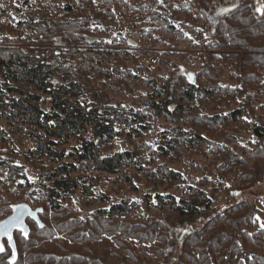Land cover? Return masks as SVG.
Listing matches in <instances>:
<instances>
[{
	"label": "trees",
	"instance_id": "16d2710c",
	"mask_svg": "<svg viewBox=\"0 0 264 264\" xmlns=\"http://www.w3.org/2000/svg\"><path fill=\"white\" fill-rule=\"evenodd\" d=\"M11 1L0 0V23L3 17H7L5 9L12 8ZM54 1L62 4L53 10L44 9L40 17L27 15L28 21L23 26L32 32V38L38 44L50 46L73 48L81 43L92 44L94 41L86 26L87 19L70 15L77 2L82 4L91 0ZM94 1L105 12L99 14L100 18L111 15L107 8L115 0ZM260 1L264 10V0ZM251 2L197 0L193 7L196 11L194 14L208 29L210 43L206 45L207 52L201 62V68L206 69L209 77L208 81L212 74L222 69V63L230 59L232 63L238 64L237 74L242 83L240 90H250L247 100L258 104L257 100H264V11L257 12ZM128 44L133 46L130 42ZM65 51L69 52L52 50L47 55L41 48L30 46L0 47V119L12 127V133H22L31 139L33 149L29 154L33 159L44 158L59 164L56 175L51 173L47 176L46 182L50 186L41 192L43 205L34 209V214L27 218L25 231H16L11 241L0 243L4 248L0 252V264H167L169 253L166 248L171 245V235L179 232L177 229L185 222H192L202 206L209 208L208 199L198 189H194L191 201L156 196L158 203L168 206L177 221L171 220L173 225L169 222L155 223L151 228L122 220L133 211L132 203L112 205L107 211H98L94 217L79 221L58 213L59 202L67 200L81 186L84 188L79 175L80 170L84 169L113 175L126 183H131L127 173L129 169L144 172L154 184L162 183L164 179L178 180L179 174L162 166H158L155 171L145 170L143 162L146 159L140 156V151L101 156L113 140L121 136L122 130L118 128L133 132L147 131L153 111L174 125L183 122L184 118L193 124L196 121L216 124L235 122L243 115L242 109L221 118H201L195 104L239 91L231 87L223 88L217 83L201 87L197 73L181 70L175 82L167 80L163 86L150 87L153 90L152 98L149 103H145L143 111L126 108L118 102H111L108 97L96 94L88 100L85 99L88 90V85L84 84L86 81H77L85 77L72 65L64 64ZM115 53L118 51H92V60L86 61V66L96 76L110 79L114 75L103 70L101 65L105 58ZM123 54L126 56L125 52ZM116 78L124 77L119 72ZM38 94L49 97L51 105L47 112L40 108ZM240 95L243 96L242 91ZM172 132L173 136L164 138L158 151L143 146L141 152H149L151 156H168L169 151H176L175 146L181 139L188 144L193 139H199L188 138L185 132L174 127ZM255 134L261 142L254 151L248 152L254 164L250 174L247 171V175L242 176L241 184L252 185L259 183L257 178L264 179V127L256 128ZM4 135L0 129V140ZM70 142H76L79 148L68 155L71 163H63L64 151H57L56 148ZM245 161L237 162L243 164ZM9 162V159L0 157V172L5 174L9 171V177H19L21 169L12 167ZM85 190V193L89 192V189ZM236 208L235 211L221 213V217L209 220L200 231L184 237L182 254L173 262L244 264L247 256H243L244 260L238 258L242 246L263 248L264 230L248 235L241 228L243 225H252L255 207L242 203ZM12 210V206L5 213L1 214L0 210V222L9 217ZM231 214L235 215L227 217ZM256 262L264 264V251L258 258L250 257L249 264Z\"/></svg>",
	"mask_w": 264,
	"mask_h": 264
},
{
	"label": "rangeland",
	"instance_id": "374dc122",
	"mask_svg": "<svg viewBox=\"0 0 264 264\" xmlns=\"http://www.w3.org/2000/svg\"><path fill=\"white\" fill-rule=\"evenodd\" d=\"M196 2L197 0H115V3L107 8L111 15L102 18L99 14L105 12L94 0L82 4L77 2L70 15L87 19L86 26L91 31L90 36L94 42L81 43L73 48L38 44L32 38V32L23 26L28 21V14L40 17L44 9L53 10L62 2L60 4L54 0H12V8L5 9L7 17H3V22L0 23V47L30 46L41 48L47 55H50L52 50H68L69 52H64V64L72 65L85 77L77 81H86L84 84L88 85V90L85 99L88 100L96 94L108 97L111 102H118L126 108L143 111L145 103H149L152 98L153 90L150 87L163 86L167 80L175 82L180 77L181 70L197 73L201 87L217 83L223 88L231 87L239 91L195 104L196 112L201 118H221L242 109L243 115L235 122L216 124L211 121H196V124H193L184 118L183 122L174 125L153 111L147 131L133 132L130 129L118 128L122 130L121 136L113 140L109 149L102 153L101 157H106L117 152L140 151V156L146 159V162H143L145 170L155 171L158 166H162L179 174L178 180L164 179L162 183L154 184L144 172L129 169L127 173L131 183H126L113 175L84 169L79 173L84 188L81 186L67 200L59 202L58 213L79 221L94 217L98 211H107L112 205L132 203L133 211L122 220L151 228L155 223L177 221L168 206L158 203L156 196H171L176 201H191L194 189H198L208 199L209 208L202 206L192 222H185L177 229L179 232L171 235V245L166 248L169 253L167 264H176L173 259H179L182 254L181 243L184 237L200 231L206 222L221 217V213L235 211L242 203L253 205L255 216L252 225H243L241 228L248 235L264 230V179L257 178L259 183L252 185L240 183L242 176H246L254 164L249 159L248 152L254 151L261 142L256 137L255 129L264 127V100H257L258 104L247 100L250 90H240L242 83L239 80L240 75L237 74L238 64L232 63L230 59L225 60L222 69L212 74L208 81L209 77L206 69L201 68V62L210 40L206 24L194 14L196 11L193 6ZM251 4L257 12L263 8L260 0H252ZM97 49L118 51L115 55L105 58L101 65L103 70L114 75L112 79L96 76L86 66V61L92 60V51ZM117 71L121 72L124 78L117 79ZM215 79L217 82H214ZM212 82L214 84H211ZM38 95L40 108L47 112L51 105L49 97ZM173 127L181 129L188 138L199 139H193L189 144L181 139L175 146L176 151H169L168 156H151L149 152H141L143 146L158 151L163 139L173 136ZM0 129L5 133L0 140V157L9 159L12 167L21 169L19 177L13 178L9 177V171L5 174L0 172L1 214L11 206L28 205L33 210L41 207V192L50 186L49 182H46L47 176L51 173L56 175L59 164L44 158L33 159L29 154L33 149L31 139L22 133H12V127L2 119ZM87 137L90 138L91 135L88 134ZM78 148L76 142H70L65 146L59 145L56 149L64 151L63 163H71L68 155ZM238 160L246 161L239 164ZM85 189H89V192L85 193ZM262 251L264 247L254 249L242 246L238 251V258L246 255L243 263L249 264L250 257L258 258Z\"/></svg>",
	"mask_w": 264,
	"mask_h": 264
},
{
	"label": "water",
	"instance_id": "95a60500",
	"mask_svg": "<svg viewBox=\"0 0 264 264\" xmlns=\"http://www.w3.org/2000/svg\"><path fill=\"white\" fill-rule=\"evenodd\" d=\"M24 210H26V211H24ZM21 212H23L22 215H21ZM33 214H34L33 209H31V207H29L28 205H19V206L13 207L12 214L9 217H7L6 219H4L3 221H1L0 225L8 224L10 221H14L15 218L19 217L20 221L22 222V225L25 229V222H26L27 218L31 217ZM15 231H20V225L19 224H13L11 226V228H10L11 237ZM3 238H8V236L5 235L3 232H0V240Z\"/></svg>",
	"mask_w": 264,
	"mask_h": 264
},
{
	"label": "snow or ice",
	"instance_id": "6c2138e0",
	"mask_svg": "<svg viewBox=\"0 0 264 264\" xmlns=\"http://www.w3.org/2000/svg\"><path fill=\"white\" fill-rule=\"evenodd\" d=\"M258 11H264V10L258 9ZM24 211H26V210H24ZM22 214H23V212H21V215ZM13 224H19L20 225V231H22V232L25 231L19 217L15 218L14 221H10L8 224L0 225V232H3L5 235H7L9 241H11L10 228ZM3 250H4L3 246L0 245V252H2Z\"/></svg>",
	"mask_w": 264,
	"mask_h": 264
},
{
	"label": "flooded vegetation",
	"instance_id": "af4514ba",
	"mask_svg": "<svg viewBox=\"0 0 264 264\" xmlns=\"http://www.w3.org/2000/svg\"><path fill=\"white\" fill-rule=\"evenodd\" d=\"M15 232H16V231H15ZM15 232H14V233H15ZM4 241H9V239H8V238H3V239L0 240V243H2V242H4Z\"/></svg>",
	"mask_w": 264,
	"mask_h": 264
}]
</instances>
